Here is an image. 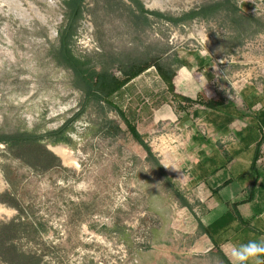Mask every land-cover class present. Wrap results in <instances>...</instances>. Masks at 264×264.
Here are the masks:
<instances>
[{"label": "rangeland", "instance_id": "1", "mask_svg": "<svg viewBox=\"0 0 264 264\" xmlns=\"http://www.w3.org/2000/svg\"><path fill=\"white\" fill-rule=\"evenodd\" d=\"M67 1L0 0V136L45 135L82 110L59 137L0 142V224H16L0 236V264H13L10 244L38 264H227L197 218L211 154L254 153L240 140L264 136V0H139L148 12L82 0L69 45L80 69L147 67L111 96L138 136L60 61ZM218 2L177 22L153 14ZM260 155L263 165L264 141Z\"/></svg>", "mask_w": 264, "mask_h": 264}, {"label": "crops", "instance_id": "2", "mask_svg": "<svg viewBox=\"0 0 264 264\" xmlns=\"http://www.w3.org/2000/svg\"><path fill=\"white\" fill-rule=\"evenodd\" d=\"M258 140L251 133L240 142L252 150ZM253 154H211L209 161L214 163L204 175L205 211L199 219L212 247L227 264L234 246L264 240V164H260L261 156L253 169Z\"/></svg>", "mask_w": 264, "mask_h": 264}, {"label": "trees", "instance_id": "3", "mask_svg": "<svg viewBox=\"0 0 264 264\" xmlns=\"http://www.w3.org/2000/svg\"><path fill=\"white\" fill-rule=\"evenodd\" d=\"M138 6V8L143 12H148V10L143 6V4L139 0H134ZM223 3H213L205 6H200L197 9L191 10L187 13H184L180 17L173 18L171 16L163 15L159 12H153V14H156L157 16L163 17L169 21L177 22L180 20H186L198 16H205L209 13L215 12L216 8L218 6H221ZM67 5L69 7V14L67 17V22L65 24L64 29L61 32L60 35V45H59V55H60V61L70 67L75 75L83 82V84L86 87V100H90L92 98H98L100 100L105 101L109 105H112L118 114L122 117L123 121L126 124L127 129L133 136H138V130L136 128V125L132 123L128 117H126L125 113L113 104L111 100V96L118 92L128 81H130L132 78L136 77L138 74H140L143 70H145L146 66H137L133 70H131L128 73L122 74L120 77L114 76V75H107L104 73L93 75L91 73H85L82 71L79 67L78 60L73 59L69 54V45H70V38L72 35V28L74 27L75 23L78 21V19L81 16V8H82V0H68ZM152 13V12H151ZM167 85L171 91H174V82L171 77L166 78ZM180 101L185 103L188 107L192 105L195 100L191 99L190 97L183 96V95H175ZM221 101H213V104L220 105L222 104ZM185 107V106H183ZM82 112V110H79L76 112L74 116H72L70 119L67 120V122L58 128L57 130H54L52 132H48L45 135H32V134H16L12 136H0V142H15V143H22V142H37L39 139L43 137H59L61 136L65 130L69 127V125L79 116V114ZM264 141V136L261 135L259 140L255 144L253 159H252V168L255 169L256 161L261 157L260 155V148ZM148 157H153L149 148H148ZM45 153L49 156L54 157L50 152L45 150ZM157 165L161 167V164L157 162ZM177 191V190H176ZM177 194L182 201V204L189 206V203L187 200L182 196V194L177 191ZM238 203V202H236ZM197 223L200 228L205 230L203 227L202 222L199 218H197ZM16 224L14 221H9L5 224H0V236L3 232L11 231L12 228H14ZM7 230V231H6ZM13 230V229H12ZM2 241V239H0ZM0 241V243H1ZM3 242V241H2ZM12 248L11 251H7V258L5 261H13V264H38L39 258L34 253H20L17 254L15 252V248L13 245L10 244V247ZM219 251V250H218ZM221 253V252H220Z\"/></svg>", "mask_w": 264, "mask_h": 264}, {"label": "clouds", "instance_id": "4", "mask_svg": "<svg viewBox=\"0 0 264 264\" xmlns=\"http://www.w3.org/2000/svg\"><path fill=\"white\" fill-rule=\"evenodd\" d=\"M230 260L231 264H264V240H250L234 246L230 253Z\"/></svg>", "mask_w": 264, "mask_h": 264}, {"label": "bare ground", "instance_id": "5", "mask_svg": "<svg viewBox=\"0 0 264 264\" xmlns=\"http://www.w3.org/2000/svg\"><path fill=\"white\" fill-rule=\"evenodd\" d=\"M50 150H52V151L55 152L56 154H59V156H60V155L64 156L65 153H66L65 149L62 148V147H51ZM65 157H66V156H65ZM65 157H64V159H65ZM67 159H68V158H67ZM67 159H65V160H67ZM2 188H3V182H2V180H1V178H0V190H1ZM8 212H9V211H8L6 208H4L3 205L0 204V217H1L2 215H6V214H8Z\"/></svg>", "mask_w": 264, "mask_h": 264}]
</instances>
